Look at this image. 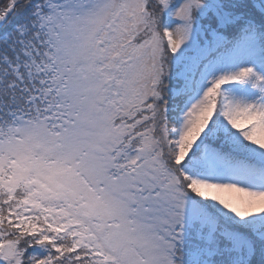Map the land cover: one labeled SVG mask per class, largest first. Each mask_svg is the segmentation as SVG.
<instances>
[{
	"label": "snow or ice",
	"instance_id": "obj_1",
	"mask_svg": "<svg viewBox=\"0 0 264 264\" xmlns=\"http://www.w3.org/2000/svg\"><path fill=\"white\" fill-rule=\"evenodd\" d=\"M0 264H264V0H0Z\"/></svg>",
	"mask_w": 264,
	"mask_h": 264
}]
</instances>
